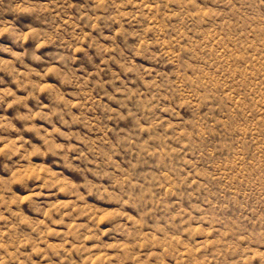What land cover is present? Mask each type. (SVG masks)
<instances>
[{
    "label": "clouds",
    "instance_id": "obj_1",
    "mask_svg": "<svg viewBox=\"0 0 264 264\" xmlns=\"http://www.w3.org/2000/svg\"><path fill=\"white\" fill-rule=\"evenodd\" d=\"M0 264H264V0H0Z\"/></svg>",
    "mask_w": 264,
    "mask_h": 264
}]
</instances>
